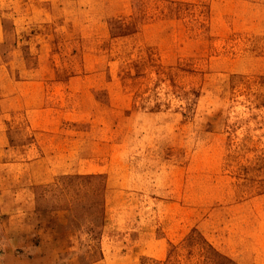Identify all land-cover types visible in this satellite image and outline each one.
<instances>
[{"label":"rangeland","instance_id":"obj_1","mask_svg":"<svg viewBox=\"0 0 264 264\" xmlns=\"http://www.w3.org/2000/svg\"><path fill=\"white\" fill-rule=\"evenodd\" d=\"M0 133V264H264V0H0Z\"/></svg>","mask_w":264,"mask_h":264},{"label":"crops","instance_id":"obj_2","mask_svg":"<svg viewBox=\"0 0 264 264\" xmlns=\"http://www.w3.org/2000/svg\"><path fill=\"white\" fill-rule=\"evenodd\" d=\"M18 83H17V85H19L20 83H22L23 85H20V86H22V87H24L25 88V86H27L28 88H32L33 86H34V84H32L31 82V80H26V81H17ZM22 93H31V92H28V90H27V92H25V91H23ZM5 94H9V93H5ZM12 98H17V96H14V97H12ZM31 106H32V103L30 102L29 103V105H27L26 107V109L27 110H30V108H31ZM0 139H4V134L2 135L1 133H0ZM1 146V145H0Z\"/></svg>","mask_w":264,"mask_h":264}]
</instances>
